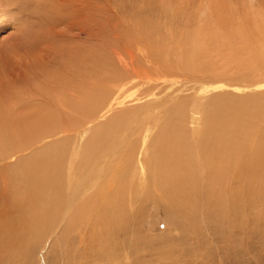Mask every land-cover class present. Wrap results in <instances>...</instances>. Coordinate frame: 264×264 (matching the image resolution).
Listing matches in <instances>:
<instances>
[{
	"label": "bare ground",
	"instance_id": "1",
	"mask_svg": "<svg viewBox=\"0 0 264 264\" xmlns=\"http://www.w3.org/2000/svg\"><path fill=\"white\" fill-rule=\"evenodd\" d=\"M148 24L150 37L157 39L154 23ZM84 71L75 78L52 77L46 89L37 84L12 92L13 102L0 93V108L15 114L28 108L30 116L24 127L10 117L3 125L10 135L0 132V252L28 250L29 242L41 241L64 221L61 239L69 234L73 244L80 243L78 260L142 262L135 253L145 251L143 241L128 245L126 237L128 210L137 200L155 198L191 210L199 203L214 207L220 213L215 226L244 224L243 215L253 212L257 201L263 203V101L251 97L237 107L217 94L199 103L200 95H178L171 82L143 70H100V77L93 67ZM159 83L165 87L155 91ZM134 85L139 95L120 98ZM125 103L127 109L113 113ZM192 112L200 113V129L188 127ZM23 151L32 154L18 158Z\"/></svg>",
	"mask_w": 264,
	"mask_h": 264
},
{
	"label": "rangeland",
	"instance_id": "2",
	"mask_svg": "<svg viewBox=\"0 0 264 264\" xmlns=\"http://www.w3.org/2000/svg\"><path fill=\"white\" fill-rule=\"evenodd\" d=\"M148 23H154L159 39L150 37ZM91 67L99 77L107 71L143 70L166 79L167 84L171 82V89H176L178 95L193 92L200 95L199 103H207L217 94L237 107L246 105L251 97L264 103V0H0V93L5 101L13 98L12 102L15 101L17 96H11L12 92L37 84L46 89L58 76L68 73L71 78L80 77ZM100 70L103 73H98ZM19 71L21 76L16 74ZM163 84L153 89L162 86L164 89ZM134 86L120 98L125 100L126 94L139 95V85ZM153 89L148 90L153 93ZM128 106L130 103L116 106L113 113ZM24 109L16 110L15 114V110L0 108V132L10 135L4 127L10 117L18 119V126L24 127L30 118L28 108ZM10 113L14 116L21 113L25 119ZM190 114L193 121L188 122V127L200 129L203 126L200 113ZM33 119L40 120L38 116ZM86 137L77 143H83ZM44 142L47 141L41 143ZM29 153L23 151L17 156ZM262 202L254 203L255 212L243 215L244 224L233 221L228 226L223 223L215 226L220 213L214 207L206 208L199 203L191 210L155 198L137 200L128 210L126 237L128 245L137 239L143 241L145 251L138 248L135 256L144 260H128L127 264H264ZM63 226L64 221L41 241L29 242L33 252L28 248L11 255L10 248L2 250L0 261L106 264L93 258L78 260L75 250L80 243L73 244L69 234L62 241ZM19 242L17 238L16 243Z\"/></svg>",
	"mask_w": 264,
	"mask_h": 264
}]
</instances>
